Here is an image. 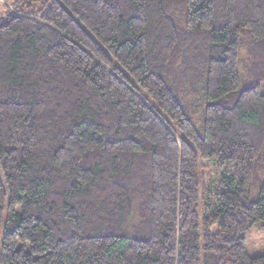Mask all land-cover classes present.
I'll list each match as a JSON object with an SVG mask.
<instances>
[{
	"label": "trees",
	"instance_id": "1",
	"mask_svg": "<svg viewBox=\"0 0 264 264\" xmlns=\"http://www.w3.org/2000/svg\"><path fill=\"white\" fill-rule=\"evenodd\" d=\"M256 224L264 0L0 15V264H264L246 250Z\"/></svg>",
	"mask_w": 264,
	"mask_h": 264
},
{
	"label": "rangeland",
	"instance_id": "2",
	"mask_svg": "<svg viewBox=\"0 0 264 264\" xmlns=\"http://www.w3.org/2000/svg\"><path fill=\"white\" fill-rule=\"evenodd\" d=\"M16 0H0V15H4L6 10L12 7ZM242 73V71H240ZM206 190H210L213 186L212 183L217 185L218 172L211 165H207L204 168ZM254 183L250 186V198L253 202L259 200V188L258 179L255 178ZM213 191V190H212ZM213 195V194H212ZM246 250L252 257H258L264 255V228L262 224L254 225L245 235Z\"/></svg>",
	"mask_w": 264,
	"mask_h": 264
}]
</instances>
